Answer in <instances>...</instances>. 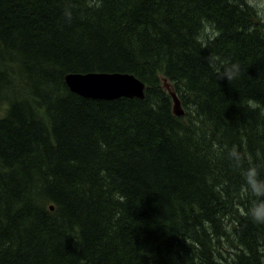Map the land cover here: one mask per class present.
I'll return each instance as SVG.
<instances>
[{
    "label": "trees",
    "instance_id": "obj_1",
    "mask_svg": "<svg viewBox=\"0 0 264 264\" xmlns=\"http://www.w3.org/2000/svg\"><path fill=\"white\" fill-rule=\"evenodd\" d=\"M73 72L145 98L81 96ZM250 166L264 180V21L243 0H0V264H264Z\"/></svg>",
    "mask_w": 264,
    "mask_h": 264
},
{
    "label": "clouds",
    "instance_id": "obj_2",
    "mask_svg": "<svg viewBox=\"0 0 264 264\" xmlns=\"http://www.w3.org/2000/svg\"><path fill=\"white\" fill-rule=\"evenodd\" d=\"M243 3L245 9L253 10L257 17L264 21V0H243ZM205 59L208 68L218 80H227L231 84L240 74V66L237 63L221 60L211 52ZM247 106L255 110L259 105L255 100L249 99ZM228 155L236 167L241 166L243 156L237 148L233 147ZM241 175L244 181L242 196L245 198L254 197L244 214L255 223H264V180L259 178L258 170L254 166L242 169Z\"/></svg>",
    "mask_w": 264,
    "mask_h": 264
},
{
    "label": "water",
    "instance_id": "obj_3",
    "mask_svg": "<svg viewBox=\"0 0 264 264\" xmlns=\"http://www.w3.org/2000/svg\"><path fill=\"white\" fill-rule=\"evenodd\" d=\"M66 82L73 92L88 98L112 100L120 97H145V83L126 72L68 73ZM171 95L175 114L183 115L179 97L174 91H171Z\"/></svg>",
    "mask_w": 264,
    "mask_h": 264
},
{
    "label": "rangeland",
    "instance_id": "obj_4",
    "mask_svg": "<svg viewBox=\"0 0 264 264\" xmlns=\"http://www.w3.org/2000/svg\"><path fill=\"white\" fill-rule=\"evenodd\" d=\"M206 29H207V28H206ZM206 29H205V32H207V33L211 32V29H210V28L207 29V30H206ZM213 34H214V33H213ZM213 34H211V35H213ZM166 86H167V85H166ZM167 87H169V86H167Z\"/></svg>",
    "mask_w": 264,
    "mask_h": 264
},
{
    "label": "bare ground",
    "instance_id": "obj_5",
    "mask_svg": "<svg viewBox=\"0 0 264 264\" xmlns=\"http://www.w3.org/2000/svg\"><path fill=\"white\" fill-rule=\"evenodd\" d=\"M74 73V72H73ZM80 73V72H79ZM66 80V79H65Z\"/></svg>",
    "mask_w": 264,
    "mask_h": 264
}]
</instances>
